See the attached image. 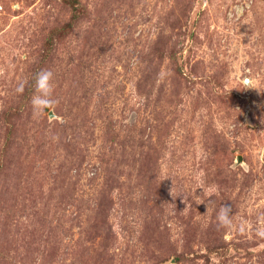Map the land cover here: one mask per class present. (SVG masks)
<instances>
[{"label": "rangeland", "instance_id": "1", "mask_svg": "<svg viewBox=\"0 0 264 264\" xmlns=\"http://www.w3.org/2000/svg\"><path fill=\"white\" fill-rule=\"evenodd\" d=\"M262 227L264 0H0V264H264Z\"/></svg>", "mask_w": 264, "mask_h": 264}, {"label": "clouds", "instance_id": "2", "mask_svg": "<svg viewBox=\"0 0 264 264\" xmlns=\"http://www.w3.org/2000/svg\"><path fill=\"white\" fill-rule=\"evenodd\" d=\"M53 72L49 69H42L35 75L34 94L31 97V105L35 115H41L45 109H49L56 103L53 93ZM249 82V87H250ZM25 85L21 83L16 91L19 94L24 92ZM217 226L229 228L232 226V206L223 204L217 213ZM257 235L264 237V227L258 229Z\"/></svg>", "mask_w": 264, "mask_h": 264}, {"label": "water", "instance_id": "3", "mask_svg": "<svg viewBox=\"0 0 264 264\" xmlns=\"http://www.w3.org/2000/svg\"><path fill=\"white\" fill-rule=\"evenodd\" d=\"M239 160V159H238Z\"/></svg>", "mask_w": 264, "mask_h": 264}]
</instances>
